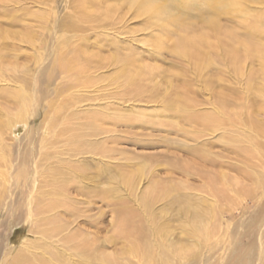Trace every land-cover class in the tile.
Here are the masks:
<instances>
[{
    "label": "rangeland",
    "instance_id": "obj_1",
    "mask_svg": "<svg viewBox=\"0 0 264 264\" xmlns=\"http://www.w3.org/2000/svg\"><path fill=\"white\" fill-rule=\"evenodd\" d=\"M107 1L111 4L114 2V0H105V2ZM176 1L178 0L166 1V4L175 7ZM16 2H18L17 6L11 4L8 7L0 8V30H4L5 37L1 40V43L8 47L10 56V59L5 60V63L0 64V119L3 120L5 125V127L3 126L4 131H2L0 143V172L3 170L7 173L9 168L6 200L9 202L7 209H11L7 214V210L0 206V246L5 244L6 248L4 247V249L10 248L12 258L17 257L16 255L25 257L30 252L32 254L30 256L33 258H27V261L22 264H43V262L44 264H52L49 259H53L49 257L57 250H63L62 240L66 236L65 234L69 232H62L51 241L47 238L43 240V237L39 234V229L48 226H34V229H32L33 227L29 223L26 214L25 203L31 199L32 194L37 193L35 194V202L38 205L37 208L42 210L47 207L48 203H60L61 201L56 202V200L57 198L64 199L62 194L66 189V197L70 198L67 200L68 205L70 208L76 209V212L93 204L86 213L89 223H86L87 220L80 217L76 223H73L71 229L79 227L84 233L90 237L92 236V243L96 244L95 246L106 254V260L102 263L98 262V264H160L159 257L163 248L168 255L169 264H237L238 259H241L243 255L251 250H256L255 254L257 256L254 263L264 264V193H261L254 186V182L249 177L243 175L247 172L262 174L264 169L263 160L261 157L256 156L257 159L247 166L240 162L236 155L238 154L240 157H246L247 159L250 157L249 154L253 152L250 150L252 144L264 143V95L259 93L257 88H255L257 92L248 91L245 79H241V82L237 79L235 81L234 78L227 80L229 88H232L229 90L233 91L230 96L235 110L236 107L237 110L243 106L245 107L242 110L245 120L243 117L235 119V129L229 132L233 136L234 142L232 145L235 147L236 154L229 155L231 158H227L229 160L226 159L225 161L230 165L232 164V167L214 166V169H212L222 172L230 181L236 183L237 185L234 187L238 192L235 190L232 193L224 194L216 199V202H213L204 193L206 189L202 178L190 174L191 157L188 150L195 148V145H197L188 138L192 134L188 133L187 136V133L173 132L168 130L167 126L158 125V120L164 118L161 116L157 118L156 116L160 113L161 108L158 103L148 102L149 104H147L146 99L134 102L139 103L134 112L130 111L126 105L118 106L119 112L138 116L141 120L132 128L124 125L118 126L117 137L121 138L122 141H118L119 144L116 147L121 149L122 152L124 151V154L121 156L115 154L114 160L116 161L111 162L110 158L103 159L99 155H90L86 158L80 155L73 157L64 142L60 140V143H56L58 131L67 127L65 123L62 124L61 117L66 111L73 109L68 100L74 93L62 92L63 83L66 81L64 75L56 76L51 85L44 87L43 93L46 96L42 99L40 97V100L36 103L29 104L30 106L25 105L22 108L21 105L20 108H14L12 102L13 98H16V95L18 96L17 93L22 94V91H25L29 94L31 87L35 90L34 85L38 86V80L42 79L38 74V70L44 64V61L50 62L53 60L55 48L57 47L55 45L65 44V40H69L72 34L78 37L77 33L62 32V30L56 35V32L52 31V27L54 21L61 18H64L61 21V27L66 24L70 25V20L66 19L72 12L70 11V5L75 2L80 3V1L16 0ZM160 2L163 3V1ZM118 3L115 0L114 4ZM203 3L204 0H188L187 5L189 6L187 8L189 10L187 11H189V14L198 15L201 12H199V9H202ZM179 7H176L177 10L183 11V6ZM254 8L257 11H263L264 5ZM41 13L45 15V19L50 20L44 22L45 19L37 18ZM227 22L228 20L225 18L222 21L220 20L222 26L227 25ZM45 23H48L50 29L48 32L42 29ZM235 23L234 26L231 22L229 25L234 27V31L239 32ZM137 25L138 28H135ZM139 26L140 23H135V27L130 24L129 27L138 34L123 38H140L138 36ZM88 34L90 35L89 39L93 40L94 34ZM114 39L119 42L126 41L119 38ZM43 42L48 46L46 51L41 50L40 43ZM77 43L75 38L72 45ZM11 48H17L19 51H11ZM147 62L149 71H151L148 78L151 81L148 84L149 89H154L156 94L158 91L159 94H163L167 90L173 95L176 91L182 92V90H185L184 86H188L190 90H196L197 95L194 98L198 103H208L198 106L197 109L201 112L210 113V104L212 103L207 100L215 90L213 95L221 91L219 86H209L213 83L212 80L208 82V87H206V82H201L197 77H194V70L190 71L185 62L178 60L173 52L169 53V50L161 54L154 53ZM183 68L186 69V73L190 72L191 74L183 76ZM257 69V64L255 66L250 65L248 71H257ZM108 73L103 74L108 75ZM22 80H26L25 84L21 82ZM34 90L31 95H34ZM186 95L191 94L188 92ZM154 96L149 100L151 101ZM26 101L21 99L22 105ZM91 106L89 103H83L75 108L80 111ZM59 107H62L63 111L59 113V119L54 120V111ZM6 111L7 113H5ZM184 122L188 127L183 125L182 127L187 128V132L191 131L193 129L192 125L188 124L186 120ZM258 124L261 126L257 127ZM238 128H241V130H238ZM126 129L127 131H125ZM64 138H68V134ZM223 141L222 131H219L213 137L200 139L196 147L205 149L206 154L213 152L212 159L213 156L216 158L217 155H222V149L225 148ZM3 147L10 151V157L12 160L14 159L13 162L9 160L8 165H5L2 160L1 151ZM19 154L23 156V164L20 165L17 161L20 157ZM46 155L48 159L45 158ZM173 156H177L182 164L189 167L184 169L185 173L182 171L173 173L166 169L165 161ZM83 159L87 161H83ZM68 160L71 164H68ZM129 160H132L131 165H129ZM101 161L103 162L102 169L104 173L97 176L95 170L98 166H101ZM117 161L124 166L123 170H125V167L126 170H133V189H129L126 184H123L122 180L117 178L120 172L118 166H116ZM9 163H12V167H9ZM198 164L201 166L200 163ZM84 168L87 170L88 178H75L78 171ZM208 169L211 168L208 167ZM166 174H169V177ZM152 177L155 179L160 177L163 182L168 179L167 181L181 183L182 186L166 193V196L153 202L147 209L140 204V197H142L145 188L151 183ZM164 177L166 178L164 179ZM100 182L102 183L100 184ZM2 184L5 183L0 178V188ZM62 186H64L63 189ZM245 189L248 191L247 194ZM75 190L91 191L92 194L106 191L107 199L103 203L96 200L89 206L81 205L80 207L78 203L85 200L86 197L82 198L83 196L75 193ZM57 193H60V195L58 196ZM85 194L87 195V193ZM26 197L27 199H25ZM17 200H19V203H17ZM15 208L19 210V214L22 212V221L17 224H15L14 217L10 216ZM121 209L128 212L130 220L127 224V226L130 225L129 228L125 226L127 229L125 233H119L113 221L115 212L119 211L118 213H120ZM56 212L62 223L66 222L64 219L73 220L71 216L63 217L64 209L60 208ZM47 217L49 216L47 215ZM42 218L45 219L46 215H37L36 225ZM117 218L116 215V219H114L116 222L121 221ZM53 227L56 226L49 224V228ZM146 244L152 247L150 253H152L153 261L139 259L135 253L129 250V247L133 245L143 252ZM20 247H23V249ZM43 248H46V251ZM19 249H22L23 252L17 254ZM43 257L49 262L47 260L41 261ZM64 258H69L73 264H79V260L68 251L64 253ZM0 264L11 263L9 261L3 263L0 257ZM80 264L83 263L80 262Z\"/></svg>",
    "mask_w": 264,
    "mask_h": 264
},
{
    "label": "bare ground",
    "instance_id": "obj_2",
    "mask_svg": "<svg viewBox=\"0 0 264 264\" xmlns=\"http://www.w3.org/2000/svg\"><path fill=\"white\" fill-rule=\"evenodd\" d=\"M79 1L80 3L75 2L70 5V11L72 12L69 17H66L67 20H70V25L66 24L64 27H61V21L64 19L61 18L58 21H54L52 27V31L56 32V35L62 30V32L77 33L78 37L72 34L69 40H65V44L61 46L59 44L55 45L57 47L55 48L53 60L50 59V62L44 61V64L38 70V74L42 79L38 80V86L34 85L35 90L31 87V90H34V95H31L33 90L32 92L30 90L29 94L25 91H22V94L17 93L18 96L16 95V98H13L14 103L11 101L14 108H20V105L21 108L25 105H32L40 100V97L41 99L45 98L46 95L43 93V88L51 85L56 76L60 77L64 75L66 81L63 83L62 92L74 93L68 100V103L72 104L73 109L66 111L63 117H61L62 124L65 123L67 127L58 131L56 143H60V140L64 142L71 152L70 155L73 157L80 155L86 158L90 155H99L103 159L110 158L112 162L115 154L120 156L124 154V151L122 152L121 149L116 147L119 144L118 141H122L121 138L117 137L118 126L124 125L132 128L141 120L138 116L119 112L118 106L126 105L130 111L134 112L138 108L137 105L139 103H134L137 100L142 101L146 99L147 104L158 103L161 111L156 116L157 118L158 116L164 118L161 120L157 119V124L167 126V129L173 132L187 133V136L188 133H191V138L190 136L188 138L197 145L200 139L213 137L215 133L222 131L223 142L225 143L222 155H217L216 158L213 156L211 159L213 152L206 154L205 149L198 148L196 147L197 145H195V148L193 147L188 150L191 157L190 174L202 178L204 188L206 189L204 193L213 202H216V199H219L222 195L235 191L234 186L237 185L236 183L230 181L222 172L212 169H214V166L221 168L232 167V164L230 165L225 161L227 158H231L229 155L236 154L235 147L232 145L234 142L233 136L229 132L235 129V119L245 117L242 111L245 108L244 106L239 110H237V107L236 110L234 108L233 100L230 96V93L233 91H230L232 88H229L227 80L234 78L235 81L237 79L241 82V79H245L248 91L257 92L258 90L259 93L264 95V10L257 11L254 8L263 6L264 0H204L202 9H199L201 15L189 14V11H187L189 10L187 8L189 6L187 5L188 0L187 2L185 0L176 1L175 7L166 4V1L170 0H117L118 4H114L115 0L112 4L108 1L105 2V0ZM160 1H163V3ZM11 4L17 6L18 2L16 0H0V8L8 7ZM181 5L183 6V11L177 10L178 8L176 7ZM37 18L43 20L46 17L41 13ZM223 18L228 20L227 25L224 24L222 26L223 22L220 24V20L222 21ZM49 20L45 19L44 22ZM230 22L233 26L234 22H236L235 24L239 32H236L237 30L234 31V27H230ZM48 23H45L44 27L42 26V29L46 32L50 30ZM135 23H140L138 29V36L140 38H123L138 34L129 27L130 24L135 27ZM196 24L198 26H195ZM135 28H138V25ZM88 33L94 34L93 40L89 39L90 35ZM75 38L78 43L72 45ZM114 38L126 41L119 42ZM2 39H5L3 29L2 31L0 30V64L5 63V60L8 58L10 59L9 49L1 43ZM40 45L41 50H47L48 46L45 42L40 43ZM168 50L169 53L173 52L178 60L185 62L190 71L194 70V77H197L201 82H206V87H208L210 80L213 83L209 84V86H219L221 91L213 95L215 90L207 100L212 103L210 104V113L201 112L197 109L198 106L208 103H198L194 98L197 95L196 90H190L188 86H184L185 90H182V92L176 91L173 95L167 90L163 94H159V91L156 94L154 89L148 88V84L151 82L148 79L151 71H149L147 61L150 60L154 53L161 54L164 51L168 52ZM11 51L17 52L19 50L11 48ZM256 64L258 66L257 71H248L250 65L255 66ZM246 65L248 67H245ZM183 70V76L191 74L190 72L186 73L185 68ZM103 73H108V75H104ZM21 82L25 84L26 80H22ZM199 88L202 89L201 86ZM188 92L191 95H186ZM153 95L155 96L150 101L149 98H152ZM21 99L27 100L25 104L22 105ZM83 103H89L92 106L80 111L75 108ZM62 111V107L55 110L53 119L58 120L59 113ZM184 120L192 125V132H187V128L182 127V125L187 126ZM71 125L74 126L71 127ZM3 126L5 127L3 120L0 119V143L2 131H4ZM256 126L260 127L261 125L258 124ZM239 129L241 130V128ZM67 134L68 138H64ZM203 146L205 147V145ZM250 150L253 152L249 154V158L246 159V157H240L236 154L238 156L237 159L248 166V164L253 163V160L257 159L256 156H259L263 160L262 165H264V143L252 144ZM1 152L5 165H8L9 160L13 162L14 159H11L9 150L7 151L3 147ZM19 156V159H17L18 165L23 164V156L21 154ZM45 158L48 159V156L46 155ZM221 160L224 161L221 162ZM83 161L87 160L83 159ZM128 162L129 165L132 164V160ZM102 163L101 161V166H98L97 170H95L97 176L104 173ZM116 163V166L120 170L117 178L122 180L123 184H126L129 189H133V170H126V167L123 170L124 166L119 161ZM165 163L166 169L173 173L181 171L185 173L184 169L189 168L186 164H182L177 156L167 159ZM68 164H71L69 160ZM9 167H12V163H9ZM208 167L211 169H208ZM8 170L7 173L3 170L0 172V178L5 183L0 188V206L4 210H7V214L11 210L7 209L9 202L6 200ZM86 173L87 170L84 168L78 171L75 178L87 179L88 173ZM151 175L153 176L154 174ZM243 175L249 177L254 182V186L261 193H264V169L262 174L247 172L246 174L243 173ZM167 176L169 177V174ZM167 180L163 182L160 177L159 179L152 177L151 183L145 188L142 197H140V204L147 208L153 202H156V200L158 201L161 197L166 196V193L174 191L178 186H182L181 183ZM63 188L64 186H62ZM161 188L163 189L162 191ZM130 191L133 193L132 190ZM75 193L82 195V198L86 197L85 200L78 203L80 207L81 205L89 206L96 200H100L103 203L107 199L106 191L92 194L91 191L75 190ZM245 193H248L246 189ZM35 194H32L31 199L25 203V209L27 208L26 214L29 218V223L33 227L32 229H34V226H48L43 229L40 228L39 234L43 237V240L47 238L50 241L62 232H69L65 234L66 236L62 240L63 250H57L56 253L49 257L53 260L48 258L52 264H73L69 258H64L66 251L72 253L79 260V264L80 262L83 264H94L96 262L98 264V262L102 263L106 260V254L101 252L95 246L96 244L92 243V236L90 237L84 233L79 227L71 229L73 223H76L80 217L87 220L86 223H89L86 213L93 204L84 210L76 212V209H72L68 205L67 200L70 198L66 197L67 190L65 189L62 194L64 199L60 200L57 198L56 200V202L61 201L60 203H48L47 207L41 210L37 208ZM57 195L59 196L60 193H57ZM17 203H19V200H17ZM60 208L65 211L63 217L71 216L73 220L68 221L64 219L66 222L62 223L61 218L57 217L56 214V210ZM118 212L116 211L113 217L114 226L119 230V233H125L127 230L125 226L130 222L128 212L124 209H121L120 213ZM39 214L41 216L46 215V218H42L36 225V217ZM21 215L22 212L19 214V210L16 208L10 214V216L14 217L15 224L22 221ZM116 215L117 219H121V221L116 222L114 220L116 219ZM49 224L56 227L49 228ZM129 226L127 227L129 228ZM4 247L6 248L5 244L0 246V253H2L0 257L3 263L9 261L11 264H22L27 261V258H33L30 256L32 255L30 252L25 257L16 255L17 257L12 258L10 248H7V250ZM20 248L23 249V247ZM22 249L17 250V254L19 252L22 253ZM43 249L46 251V248ZM129 250L135 253L139 259L143 258L153 261L152 253H150L152 247L150 245L146 244L143 252L133 245L129 247ZM255 253L256 250H251L249 253L243 255L241 259H238L237 264H256L254 263L257 256ZM150 256L152 258H147ZM43 258H41V261L47 260ZM159 258L160 264H169V258L164 248ZM49 261L47 260V262Z\"/></svg>",
    "mask_w": 264,
    "mask_h": 264
}]
</instances>
